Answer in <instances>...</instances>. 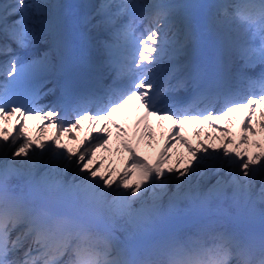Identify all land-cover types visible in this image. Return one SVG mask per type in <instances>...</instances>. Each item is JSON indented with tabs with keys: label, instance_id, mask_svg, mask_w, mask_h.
Listing matches in <instances>:
<instances>
[{
	"label": "snow or ice",
	"instance_id": "snow-or-ice-1",
	"mask_svg": "<svg viewBox=\"0 0 264 264\" xmlns=\"http://www.w3.org/2000/svg\"><path fill=\"white\" fill-rule=\"evenodd\" d=\"M204 7L0 3V264H264V0Z\"/></svg>",
	"mask_w": 264,
	"mask_h": 264
},
{
	"label": "rangeland",
	"instance_id": "rangeland-1",
	"mask_svg": "<svg viewBox=\"0 0 264 264\" xmlns=\"http://www.w3.org/2000/svg\"><path fill=\"white\" fill-rule=\"evenodd\" d=\"M57 1L59 2L60 0H49V3H50L51 5H55V4H57ZM72 1H74V0H72ZM82 1H84V0H76L74 3L71 4L72 6H74V10H75L76 12H77V10H79V7H80ZM1 2H2V3H4V2H6V3H10L11 0H2ZM150 2H154V3H194V4L207 5L208 7L198 8V9L193 10V13H194V15H193L194 23H202V21L205 19L204 17L207 18V21L210 20L212 14H213L214 11H215V10H214L212 7H210V6H211L212 4H214V3H216L217 0H150ZM59 11H60V10H59ZM209 17H210V18H209ZM42 48H43V46H41V50H42ZM30 54H31V53L25 52V53H22L21 55H22V57H23L24 59H26V58H28V57L30 56ZM36 54H38V53H36ZM0 58H1L2 61H3L4 59H6V57H0ZM25 77H28V76L26 75ZM31 78H33V77H31ZM27 79H30V78H27ZM20 83H21V82H19L18 84H20ZM17 86H18V85H17ZM129 128H130V127H129ZM166 129H167V127H165V128L163 129V131L165 132V134H166ZM184 134L187 135L189 141H190L193 145H195L197 138L191 140V139L189 138L187 132H185ZM237 134H238V133H237ZM82 135H83V132L79 133L78 138L83 137ZM44 138L47 139L46 136H45ZM257 138H258V137H257ZM61 139L64 141L66 138L61 137ZM200 139L203 140L204 137H203V138H200ZM162 142H163V141H162ZM162 142H161V143H162ZM71 145H72L73 147L75 146L74 144H71ZM154 149H155V148H154ZM177 150L180 151V152H184V149L181 148V147H179V146H177ZM9 154H11V150H9ZM99 154H101V155H109L108 153H99ZM152 154H153V153H152ZM149 156H150V154H149L147 157L149 158ZM151 156H153V155H151ZM44 158H45V157H44ZM112 159H113V161H117V160H119V158H117V159L115 160V157H112ZM118 163H119V161H118L117 163H115V166H116V167H120V166H117ZM175 183H176V180H175L174 178H172V179L170 180V186H169L170 189L172 188V186L175 185ZM137 206H138V205H137ZM180 207H181V209H183V208L186 207V205L181 204ZM253 226H254L257 230H259L260 225H259V222H258V221H257ZM177 228H178V230H179L181 236H183L185 233H189V234H190V233L193 232V229H192V228L187 227V226H184V225H177ZM116 236L119 237L121 240L124 239V233H122V232L117 231V232H116Z\"/></svg>",
	"mask_w": 264,
	"mask_h": 264
},
{
	"label": "bare ground",
	"instance_id": "bare-ground-1",
	"mask_svg": "<svg viewBox=\"0 0 264 264\" xmlns=\"http://www.w3.org/2000/svg\"><path fill=\"white\" fill-rule=\"evenodd\" d=\"M2 0H0V3H2L1 2ZM4 3H6V2H4ZM87 3V5L84 7V12H83V14H85V13H87L88 11H89V8H88V5L90 4V3H92V0H84V2L81 4V7L84 5V4H86ZM210 18V17H209ZM148 23V21L147 20H145L144 21V24H147ZM143 24L141 25V27H142V29H143ZM13 47L15 48V45H13ZM27 59V58H26ZM247 76H251V77H255V75H254V72L252 71V72H247ZM1 79V78H0ZM45 79H49V78H45ZM246 87V85H244L243 86V88H245ZM40 103H42V104H47V105H49V106H51L54 102H52V101H47L45 98L42 100V101H40ZM64 114V112L62 113V115ZM238 116H240V115H242L241 113H238L237 114ZM27 123H28V126H29V133H30V135H35V126L36 125H38V124H40L41 122L39 121V120H36V119H30V120H28L27 121ZM168 123H170V122H165V127H167L168 126ZM221 123V125H222V122H220ZM185 127H186V132H187V134H188V136H189V138L191 139V140H193V139H195V138H197V137H195V136H193L192 135V128H193V125H185ZM232 130H238L237 128H233ZM156 131H157V133H159L161 130L160 129H156ZM205 131H207L208 133H209V135H212L213 133H212V131H211V129H207V128H205ZM50 135V129H46L45 130V133H44V137L46 136V137H48ZM114 136H115V132H113V140L110 142V147H115L116 146V141H115V139H114ZM44 137H42L43 139H45ZM204 136H203V132L201 133V135H200V137H199V139L200 138H203ZM65 138V137H64ZM159 138V137H158ZM161 141V140H160ZM64 142L65 143H68V140L67 139H65L64 140ZM206 143H207V141H205ZM70 146H72L71 144H70ZM73 147V146H72ZM10 149H6V151H9ZM140 150H142L143 151V154H148V153H150V152H152V149H147V148H144L143 147V145L141 146V149ZM10 155V154H9ZM122 155V154H121ZM185 155H187L186 153H185ZM123 156V155H122ZM112 157H116V158H119V157H117V156H112ZM45 160H47L48 159V157L47 156H45V158H44ZM61 166H62V164H61ZM75 168H76V166L73 164V165H71L70 166V168H69V171H68V173H67V178H71V176H72V174L74 173V171H75ZM136 177L135 176H133V177H131V179L132 180H134Z\"/></svg>",
	"mask_w": 264,
	"mask_h": 264
}]
</instances>
